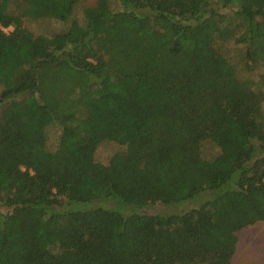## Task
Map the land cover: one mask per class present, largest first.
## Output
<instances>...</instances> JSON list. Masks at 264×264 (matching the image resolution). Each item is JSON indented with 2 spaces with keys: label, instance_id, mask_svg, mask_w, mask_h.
<instances>
[{
  "label": "trees",
  "instance_id": "16d2710c",
  "mask_svg": "<svg viewBox=\"0 0 264 264\" xmlns=\"http://www.w3.org/2000/svg\"><path fill=\"white\" fill-rule=\"evenodd\" d=\"M261 220L264 0H0V264H230Z\"/></svg>",
  "mask_w": 264,
  "mask_h": 264
},
{
  "label": "rangeland",
  "instance_id": "374dc122",
  "mask_svg": "<svg viewBox=\"0 0 264 264\" xmlns=\"http://www.w3.org/2000/svg\"><path fill=\"white\" fill-rule=\"evenodd\" d=\"M83 5L90 6L95 0H82ZM79 12V8L76 13ZM25 26L34 33L43 34L46 32L50 25L40 23L39 26L36 23L31 22L29 19L25 21ZM43 31V32H42ZM100 146L99 154L105 161L114 154L115 152L123 151L125 148L118 149L115 146ZM207 198V192H202L196 197L190 200L182 201L176 204L162 205L156 204L150 208L149 211L155 210L161 213H175L188 210L194 206H197L200 202ZM105 201H102V203ZM115 202V201H114ZM101 203V202H100ZM87 204H73L75 209H88L92 208ZM119 204L120 201L116 202L113 206L117 209H122ZM80 207V208H79ZM236 246L234 254L231 258L230 264H264V220L257 221L251 225H247L236 232Z\"/></svg>",
  "mask_w": 264,
  "mask_h": 264
}]
</instances>
